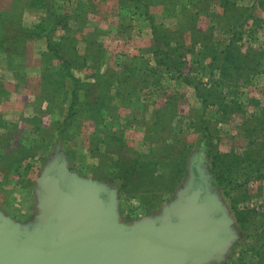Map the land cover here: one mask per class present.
<instances>
[{
	"label": "rangeland",
	"instance_id": "1",
	"mask_svg": "<svg viewBox=\"0 0 264 264\" xmlns=\"http://www.w3.org/2000/svg\"><path fill=\"white\" fill-rule=\"evenodd\" d=\"M41 1L18 0V5H21L19 14L22 25L32 31L34 38L18 43L16 51L11 55L0 54V217L21 233L30 234L39 230L43 223V212L39 204L40 183L46 169L56 161L65 163L79 184L111 188L116 213L125 224L156 219L170 211L178 203L179 193L185 189L191 169L196 172L201 170L208 179L214 200L228 220L233 234L219 264H238L239 260L243 259L246 264H261L246 252L248 246L245 243L251 239L250 230H245L247 237L240 228L236 212L240 210L254 215L264 211V179L240 180L245 182V185L239 192L231 190L229 185L223 190L212 174V160L201 141V127L205 120L213 125V154L216 151L229 153L231 150H234L235 154H243L247 148L242 127L246 120L258 117L264 109V72L251 75L246 85L242 81L238 83L239 94L234 96V101L236 99L240 104L239 109L242 110L231 112L237 103H227L231 101V96L223 101V105H220V100L214 101L212 97L204 103L195 87L201 86L205 91L211 90L212 76L207 70L208 62L198 61L202 46L197 45L195 53L187 56L180 75L162 73L163 92H168L169 95L178 94L181 97L179 103H170L166 96L160 97L159 89L154 87L143 88L140 91V100H136L128 108L122 107L118 98L114 99L112 113L119 119H107L101 127L119 134L126 149H133L144 154V157H152L160 150L163 140L168 143L174 136L189 147L187 172L180 181L174 183V188L164 190L167 188L163 181L167 177V169L161 168L154 173L153 181H148L145 187L130 194L122 190L119 180L106 179L113 168L112 162L104 156L113 150L112 157L120 159V144H109L108 149L97 138V126L86 121V118L83 119L84 116L81 118V115L65 133V138L60 139L62 137L59 138V125L66 119L70 104L67 103L64 107L58 104V108L56 103L42 100L44 89L41 80L42 73L57 67L54 60L45 57L48 51V35L52 41H58L64 36L69 37L64 48L69 57H73L75 52L79 57H86L91 51L93 57H97L100 52L98 47L101 46L105 53L101 71L110 69L116 79L124 80V66L139 67V57L143 56L141 50L151 48L152 26L149 20L143 17L135 15L132 22L125 18L127 14H132L128 8L121 9L118 0H54L58 13L70 18L67 17L66 24L56 27L49 34V27H52V18H49V15L55 19L58 13L53 8L54 14L51 15L49 5L48 8L42 6ZM238 2L243 7L257 5V0ZM11 3L12 0H0V10L10 9ZM181 10L178 8L177 13ZM210 11L219 14L224 12L218 7H212ZM151 13L158 26L177 29L179 20L173 17V13L164 12L162 5H153ZM254 14V21L243 27V37L239 44L241 51L247 52L253 48L264 57V6L263 9L257 7ZM201 20L200 26L206 28L207 21ZM217 24L213 41L215 44L226 46L229 35L221 30L225 29L226 25H223V22ZM191 42L192 39L187 37L182 40L185 47H189ZM177 45L178 42H175V47ZM144 58L150 67H156L151 53H146ZM78 61V65H81L79 67L83 68H75L73 74L86 84L94 83L95 72L92 64L82 66V60L77 59ZM261 70H264V66ZM213 73L214 79L218 72ZM117 88L115 83L111 95L117 94ZM222 91L226 95L234 90L228 88L227 84ZM250 98L257 99L258 106L250 104ZM172 104H175V113L162 121L156 136L154 130L158 113L170 108ZM79 106L87 110L84 103ZM170 162L168 159L163 163L169 165ZM98 175L104 179H97ZM251 219L246 227L251 223ZM243 253L246 254L244 257Z\"/></svg>",
	"mask_w": 264,
	"mask_h": 264
},
{
	"label": "trees",
	"instance_id": "2",
	"mask_svg": "<svg viewBox=\"0 0 264 264\" xmlns=\"http://www.w3.org/2000/svg\"><path fill=\"white\" fill-rule=\"evenodd\" d=\"M118 1L121 9L128 8V11L132 14V16L127 14L125 18H129L132 22L135 15L143 17L148 19L152 26V46L150 49L141 50L143 56L139 57L140 66H124L122 72L126 77L124 80H118L110 69L104 72L101 71L102 63L105 61V53L101 46L98 47L100 52L97 57H93V51L86 57H79L76 52L73 57H69V54L64 49L67 46L65 43L69 37L64 36L58 41H52L53 39L48 35V51L45 53V57L54 60V64L57 67L42 73L41 84L44 89L42 100L56 103L58 108H60L58 104L60 106L63 105V107L67 103L70 104L66 119L63 124L59 125V138L62 137L60 139L65 138V133L73 125V122L78 121V117L81 115V118L84 116L83 119L86 118V121L97 126L99 129L97 138L108 149H110L109 144H120L118 149L120 159L116 160L112 157L111 153L113 150L104 156L106 160L108 159L112 162L111 168H113V171L108 173V177H106L108 181L119 180L122 190L132 194L145 187L148 181H153L154 173L161 168H166L165 174L167 177L163 181H165L167 188L164 190H171L174 188V183L180 181L187 172L189 147L174 136L172 141L170 140L168 143L163 140L160 150L152 157H144V154L137 153L133 149H126L125 142L119 134L108 128L101 127L107 119H119L112 113L114 109L112 102L118 98L122 107L128 108L130 104L132 105L136 100H140V91L143 88L154 87L159 89L160 97L166 96L170 103H174V101L179 103L181 97L178 94L169 95L168 92H163L162 73H178L180 75L182 66L187 61V56L195 53L197 45L202 46V52L197 57L198 61L200 60L201 63H203V60L205 63L208 62V65H206L207 70L212 76L211 90L205 91L201 86L195 87L198 96L203 99L204 103H207L208 99L212 97L214 101L220 100V105H223V101L230 96L231 101L227 103L233 104L237 102L236 99L234 101V96L239 94L237 92L240 87L238 83L242 81L245 84L251 75L255 76L264 72V70H261L264 66L263 54L258 53L253 48L243 52L240 45L243 37V27L247 26L250 21H254V11L257 7L263 9L264 0H257V5L251 7L240 6L238 0ZM41 2L42 6L47 7L49 5L51 15L54 14L52 11L55 8L54 0H42ZM153 5H162L164 12L173 13V17L179 20L176 30L157 25L155 17L151 13ZM212 7L222 8L223 14H219L216 11L211 12L210 8ZM178 8L182 9L180 13H177ZM191 8L193 9L190 10ZM20 9L21 5H18V0H12L10 9L0 10V54L7 53L11 55L13 51H16L18 43L34 38L32 31H28L22 25L19 14ZM55 12L58 13L56 8ZM67 17L68 15L63 16L58 13L54 19L49 15V18H52V27H49V34L56 27L66 24V20L70 18ZM201 19L207 21L206 28L200 26ZM217 22H223V25H226L225 29H221L229 35V41L226 46L220 43L215 44V41H213L214 34L218 28ZM186 37L192 39L189 47H185L182 43L183 38ZM175 42H178L177 47H175ZM221 45L224 48L220 50ZM146 53H151L154 56L156 67H150L149 63L146 62L144 58ZM77 59L82 60V66L88 63L92 64L91 67L95 72L93 75L94 83L86 84L73 74L75 68H83L79 67L81 65H78L80 61L77 62ZM208 59L209 61H207ZM213 71L218 72V75L215 74L214 79ZM115 83L118 88L117 94L114 96L110 92ZM227 84L228 88H232L234 91L224 95L222 90L227 87ZM250 99V104L253 103L258 106L259 102L257 99ZM80 103H84V107L87 110L80 107ZM174 105L172 104L170 108L161 110L158 113V120L154 130L155 135L159 132L158 126L162 125V121L166 120V117L170 114L175 113ZM234 105L235 109L231 110V112L242 110L239 109L240 104L238 102ZM63 107L61 110H63ZM201 130V141L206 147L208 157L212 160V174L223 190H226L229 185L231 190H238L239 192L245 185V182L242 183L240 180L264 179V109L258 117L245 121L242 131L247 150L241 155L235 154L234 150L229 153H218L216 151L213 154L211 151V141L214 138L212 123L205 120L202 123ZM168 159L171 160L169 165L163 163ZM195 173L198 175L196 170ZM96 178L104 179L100 175ZM244 194L246 195L245 191ZM236 218L241 225H239L241 230L247 237L248 233L245 230H250L249 236L251 239L245 243L248 246L246 252L250 253L254 259H257L258 263L264 264V211L259 214L249 215L245 211L238 210ZM250 218H252L251 223L246 227ZM245 255L243 253L242 256L244 257ZM238 264L246 263L243 259L239 260Z\"/></svg>",
	"mask_w": 264,
	"mask_h": 264
},
{
	"label": "water",
	"instance_id": "3",
	"mask_svg": "<svg viewBox=\"0 0 264 264\" xmlns=\"http://www.w3.org/2000/svg\"><path fill=\"white\" fill-rule=\"evenodd\" d=\"M65 163L41 180L40 229L21 233L0 217V264H219L233 238L208 179L191 169L178 203L125 224L109 187L82 185Z\"/></svg>",
	"mask_w": 264,
	"mask_h": 264
}]
</instances>
